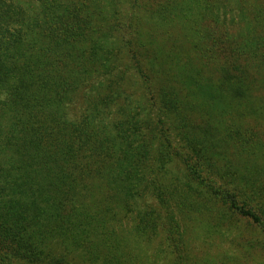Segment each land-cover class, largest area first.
Masks as SVG:
<instances>
[{
    "label": "trees",
    "instance_id": "trees-1",
    "mask_svg": "<svg viewBox=\"0 0 264 264\" xmlns=\"http://www.w3.org/2000/svg\"><path fill=\"white\" fill-rule=\"evenodd\" d=\"M264 0H0V264H264Z\"/></svg>",
    "mask_w": 264,
    "mask_h": 264
},
{
    "label": "rangeland",
    "instance_id": "rangeland-1",
    "mask_svg": "<svg viewBox=\"0 0 264 264\" xmlns=\"http://www.w3.org/2000/svg\"><path fill=\"white\" fill-rule=\"evenodd\" d=\"M261 255H262V256H264V252H263V253H261Z\"/></svg>",
    "mask_w": 264,
    "mask_h": 264
}]
</instances>
